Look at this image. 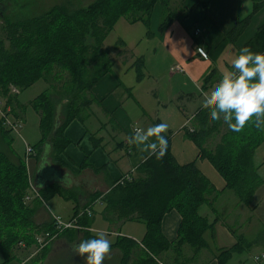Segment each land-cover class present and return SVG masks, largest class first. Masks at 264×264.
Returning <instances> with one entry per match:
<instances>
[{
	"label": "trees",
	"instance_id": "16d2710c",
	"mask_svg": "<svg viewBox=\"0 0 264 264\" xmlns=\"http://www.w3.org/2000/svg\"><path fill=\"white\" fill-rule=\"evenodd\" d=\"M183 1H180V5ZM192 1L195 6L206 11L212 0ZM158 2L160 0H99L80 11L79 17L62 16L60 24L52 15L2 24L3 41L7 47L0 40V97L4 98L5 107L12 101L18 104L17 95H9V87L17 88L21 93L44 79V74L52 68L63 70L69 78L60 92L53 94L46 90L30 102L31 109L39 116L41 131V139L33 146V151H39L46 143L50 144L53 162L61 166L59 156L68 144L63 135L65 127L74 119L81 120L88 116L94 102L91 89L112 66V61L103 52L104 40L120 19L131 25L143 24L146 36L150 37V18ZM161 4L158 26L160 32L183 13H189L188 10L179 11L180 9L169 7V1ZM263 5L264 0H253L252 14ZM74 17H78L77 20H73ZM249 17L239 21L226 35L228 41L233 43L240 36ZM244 46L254 53H264V25ZM87 66L91 68L87 69ZM136 66L138 69L142 66L141 58L137 59ZM138 74L139 80V71ZM55 78L60 77L56 75ZM210 78L211 75L205 78L206 89L211 85ZM57 118H63L58 125ZM192 119L198 127L185 135L195 145L198 157L212 165L224 180L225 189L232 191L240 204L249 207L256 189L264 183L259 179L253 163L256 150L264 145V127L258 129L249 122L240 132H233L228 128L220 136L218 144L213 149H208V140L221 119L212 120L209 107L200 108ZM5 131L9 136L8 131ZM165 136L168 144L162 158L148 156L139 149L144 160L136 168V173L111 185L106 194H94L90 198L89 207L95 200H101L104 217L109 216L123 223L134 221L145 227L141 242L122 237L117 238L115 244L110 246L120 251L121 264H127L135 251L140 253L136 256L137 264H155L159 255L170 249L180 254L184 245L190 246L195 253L207 246L204 234L212 233L214 224L219 220L216 217L209 222L199 214V209L213 201L218 192L198 171L194 162L183 166L176 163L170 151V136ZM0 159V194H5V198L0 197V240L3 242V245L0 244V264H8L9 249L13 244H22L28 250L35 244L36 236L57 234L54 221L36 224L33 216L42 202L55 195L69 197V193L55 183L48 184L36 192L42 202L35 199L37 203L32 206L24 205L22 202L27 195L29 180L23 161L16 159L14 163L3 154ZM171 210H176L182 219L178 239L174 243H168L160 233L161 220ZM84 220L82 217L79 219L82 227H85ZM68 231L58 233L55 239L63 236L70 239ZM83 234L86 239L94 238L87 232ZM54 240L39 251L41 253L32 260V264H40ZM237 241V245L220 251L217 257L222 256L224 258L221 259L225 260L231 253L241 252L244 245L239 239ZM16 264L21 263L17 261Z\"/></svg>",
	"mask_w": 264,
	"mask_h": 264
},
{
	"label": "crops",
	"instance_id": "0c3cea01",
	"mask_svg": "<svg viewBox=\"0 0 264 264\" xmlns=\"http://www.w3.org/2000/svg\"><path fill=\"white\" fill-rule=\"evenodd\" d=\"M168 1L160 0L155 4L150 18L152 35L147 37L145 33L144 40L138 42L142 46L140 52H137L138 45L133 44L132 51L126 56H120L113 52V54L106 53L112 61V66L118 63L119 67L127 70L133 60L139 58L148 69V63L153 62L155 55L160 52L162 57L157 62L161 61L159 63L163 64L168 61L167 66L162 70L155 66V72H151L156 76L165 74L170 79L179 82L171 90H166L164 94L161 91L160 97L163 94L164 100L168 101L167 104H163V100L159 101L158 97L151 95L154 88L152 81L146 82L147 78L144 76L141 79L142 82L137 83L138 85L135 87H139L137 92L144 98V102L150 107V110L147 112H141L137 108L136 110L133 108V110L131 104L127 105L128 100L131 101L130 95L132 94L127 92L125 81L123 80L121 83L116 77L106 74L91 89L94 102L88 116L82 118L83 120H72L64 129L63 135L68 144L59 156L62 162L61 166L50 162L48 156L51 154V150L45 152L44 147L41 154L34 150L35 156L30 159L29 165H25L24 144L26 142L19 133L8 132L10 148L17 155L16 159L23 161L28 179L33 185V192L55 183L69 193V197L55 195L46 202H42L36 193L35 196L26 197L27 201L25 202L28 206L37 203L35 199L42 202L33 216L36 224L53 221L54 218H59L62 222L74 220L76 228L68 229L67 232L70 239L63 236L57 241L55 240L58 243L56 247L59 249L74 251L76 244L81 240H86L83 232H87L94 238L98 233L112 236L116 234L115 238L110 240V246L115 244L117 238L122 237L132 239L137 243L142 241L145 235L144 226L142 230L137 231L138 227H141L135 226L137 222L123 223L117 222L109 216L104 217L101 200H95L89 207L90 198L94 194H106L111 185L136 173L138 165L136 156L140 147L129 143V138L133 135L135 128L146 129L163 122L167 123L168 129H173L174 127H170L172 125L169 121L171 118H186L185 110L196 108L191 113V118H193L195 113L203 107L204 95L210 93L226 70H231L232 60L238 55L239 49L264 25V5L252 14L253 0H212L206 11L195 6L192 0H184L182 5L184 10H188L189 13H183L172 21L168 28L160 32L158 26L162 11L161 3ZM248 16L250 17L240 36L233 43L228 41L226 35L239 21H243ZM144 28L146 31L145 26ZM197 49L203 50L206 59L198 55ZM175 66L180 67L182 71L172 72L171 68ZM148 72L149 70L146 71L147 75ZM151 72L149 74L153 75ZM209 75H211V80L208 79L211 85L206 89L205 78ZM143 83L144 85H142ZM141 85L142 87H140ZM142 90L148 99L151 96L155 101L151 99L147 101ZM17 103L22 105L18 99ZM152 110L153 114H151ZM24 113L25 111L22 114L24 115ZM23 115L13 119L23 123L25 122V119L22 118ZM153 116H160L164 120L159 121ZM133 118H145L146 128L139 125ZM37 119L40 130V120ZM58 119L60 122L63 118ZM187 123L188 119L184 122L178 121L177 131L169 129L168 133L165 132L163 135L170 136V151L176 163L183 166L194 162L198 171L218 192L213 201L199 209V214L209 222H212L216 217L219 220L214 224L212 233L204 234L207 244L205 248L194 253L190 246L184 245L180 254L170 249L161 253L155 264H255L253 258L264 255V217L260 214L259 217L254 216L253 200L249 207L240 204L233 192L225 189L224 180L212 165L198 157L195 145L185 135L190 121L188 125ZM15 136L20 142L16 144L23 146L21 154L18 153L15 143L12 141L16 138ZM153 139L149 138V142ZM29 146L33 148L34 145ZM255 168L259 179L264 181L259 175L260 165ZM47 171L53 173L55 177L53 179L47 177L45 175ZM81 217L85 219V227L79 224ZM181 221V216L176 210H171L163 216L160 233L168 243H174L178 239ZM238 239L244 245L241 252L231 253L225 260L221 259L224 258L222 256L217 257L220 251L232 249L237 245ZM62 240L64 242H60ZM254 250H261V253L250 255ZM139 255L140 253L135 251L134 256L127 264H137L136 256ZM114 257H116L117 263L121 264V253L115 247L110 248L105 260H112ZM261 264H264V259Z\"/></svg>",
	"mask_w": 264,
	"mask_h": 264
},
{
	"label": "rangeland",
	"instance_id": "374dc122",
	"mask_svg": "<svg viewBox=\"0 0 264 264\" xmlns=\"http://www.w3.org/2000/svg\"><path fill=\"white\" fill-rule=\"evenodd\" d=\"M99 0H0V40H4V36L2 33L1 26L3 23H8V22H20L22 20L28 19H34L42 15H52L55 21L58 22V24L61 23L62 21V16H72L73 15L76 17H79V12L86 9V7H89L90 5L97 3ZM181 0H169V7L171 8H176L180 9L179 11H182L184 9L183 5H180ZM180 5V6H179ZM73 20H77L75 18ZM77 23V21H76ZM145 28L141 23H136L135 25H129L125 20L120 19L116 25L111 29L109 34L107 35L106 39L103 42V52L108 53V54H120V56H126L129 54V52L132 51V45H138L137 52L141 51V45L138 44V42H141L144 40L145 36ZM4 45L7 47V44L5 41ZM124 43V44H123ZM130 47V49H127ZM124 48V49H123ZM125 51V52H124ZM113 52V53H112ZM162 57V54L158 52L155 55V60L153 62L148 63V69L145 67V63H142V66L137 68V59L133 60L132 64L127 67V70L125 68L119 67L117 64L114 66H111L110 71L107 73L109 76L116 77L121 83L123 80L125 81V85L128 88L127 92H129L131 101L128 100L129 102L127 105H132L131 108L135 109L136 108L139 111L147 112V110H150V107L144 102V98L140 95L137 90L139 87H135L138 84L141 83V79L145 76L147 78L146 82L152 81L153 85V90L151 92V95L153 94L155 97L159 98V101L163 100V104H167L168 101L164 100L163 94L166 90H171L173 86H175L177 83L176 80H172L169 77L165 76V74L161 76H156V74H153L152 72H155V66L158 69H163L164 67L167 66L168 61L165 63H159L157 62L158 59ZM116 58V57H115ZM149 61V60H148ZM159 63V64H157ZM152 65V68H151ZM91 67L87 66V69H90ZM140 72V79L137 82L138 79V71ZM149 70L153 75L146 73V71ZM154 70V71H153ZM58 75L60 78H55L54 77ZM105 76V75H104ZM103 76V77H104ZM149 76V77H148ZM69 81V78L67 77V74L63 70H58L57 68H52L51 71H48L46 74H44V79H40L39 81L35 82L33 85H31L28 89L22 91L21 93H18V89L14 87H9V95H17L18 101L22 104H15L13 101L10 102V104H7V107L5 109V100L4 98L0 99V115L3 114L4 112H8L9 115V120L11 122H15L20 126L18 133L21 135L23 140L29 144V145H36L40 139H41V134L40 130L37 125V116L34 111L31 109L30 102L40 94H42L44 91L48 90L49 92H60L61 88L64 84H66ZM118 81V82H119ZM128 83V86H127ZM131 83V84H129ZM145 83V82H144ZM144 83L142 85H144ZM131 85V86H129ZM142 85L140 87H142ZM64 87V86H63ZM137 88V89H136ZM161 91L163 92L162 96L160 97ZM142 93L144 91L142 90ZM145 98L147 101L154 100L150 96V99H148L146 93H144ZM137 101V102H136ZM136 103V104H135ZM24 105V106H23ZM126 105V106H127ZM25 107V108H24ZM5 109V110H4ZM133 109V110H134ZM144 109V110H142ZM196 108H191V110H185L186 112V118H171L170 121V127L169 128L171 131H177L178 130V121L179 122H184L186 119H188V123L190 121V124L185 130V134L187 132H194L195 128L198 127L197 123L193 122V119L191 118V113L194 111ZM25 111L24 115L22 114ZM136 112V111H135ZM153 114V110L152 113ZM21 115L23 119H25V122H20L17 121L13 118H19ZM19 116V117H17ZM153 118H158L159 121H163L164 118L159 117H154ZM139 125H143L145 128L146 126L144 125V121L146 120L145 118H133ZM139 119V120H137ZM220 124L217 126L216 131L213 132L212 137L209 138L208 143H207V148L208 149H213L216 144H218L220 136L224 134L226 131H228V126L227 124L223 121L222 117L220 118ZM2 125H0L1 127ZM2 128V127H1ZM0 128V155L3 154L6 156L8 159H10L12 162L15 163L17 155L11 150L10 148V141L8 134L6 133L5 129ZM167 129V130H169ZM166 130V133H168ZM6 133V134H5ZM16 137V136H15ZM14 138V137H13ZM17 138V137H16ZM14 138L12 141L16 145V149L18 153H23V146L17 145L16 143H20L19 139ZM17 140V141H16ZM24 144V146H29L27 144ZM30 147V146H29ZM263 148V149H262ZM42 148L39 150V154H41ZM263 150L264 147H259L255 152L254 156V165H260L261 169L259 171L260 178L264 180V156H263ZM36 153H34L32 156H30L27 159V162L25 165H29L30 159L35 156ZM49 160L51 163L53 162V153L49 154ZM144 160V155L141 154V152L137 153L136 156V163L139 164ZM1 161V159H0ZM1 168V167H0ZM3 172V171H1ZM47 177H55V175L49 171L45 173ZM3 176V175H2ZM58 179H60L58 176H56ZM28 187H27V195L23 198V204L25 205L27 200L26 197L29 195L35 196L36 192H33V185L31 183V180L28 179ZM0 197L5 198V194H0ZM253 205H254V216L259 217V214L264 217V184L260 185L254 194L253 197ZM98 218V216H97ZM100 218V217H99ZM135 226H141L138 227L137 231L142 230L144 227L142 224L137 223ZM136 228V227H135ZM117 232V230H115ZM105 233V232H104ZM105 238H108L109 240H112L115 238L116 234L114 236L112 235H105ZM57 241V239H55ZM54 240V241H55ZM52 243V245L49 247V252L45 258H43L40 262V264H84V259L82 256H78L76 252L72 251L69 252L68 250L64 249H59L56 246H58L57 242ZM60 242H64L63 240ZM0 244L3 245V242L0 240ZM66 247V246H65ZM57 248V249H56ZM67 248V247H66ZM10 251V257L8 264H16L20 262L21 264H32V260L38 256L41 252L37 251V246L36 242L35 244L30 247V249L26 250L24 249V245H18V244H13L12 248L9 249ZM261 250H254L251 252L250 255H257L260 254ZM4 256V255H3ZM13 257V258H12ZM52 259V260H51ZM7 260V259H6ZM16 260V261H15ZM11 262V263H10ZM0 263H2V257L0 255ZM33 264H39L33 263ZM103 264H118L116 257H114L112 260L106 261L105 259L103 260Z\"/></svg>",
	"mask_w": 264,
	"mask_h": 264
},
{
	"label": "clouds",
	"instance_id": "9594fccd",
	"mask_svg": "<svg viewBox=\"0 0 264 264\" xmlns=\"http://www.w3.org/2000/svg\"><path fill=\"white\" fill-rule=\"evenodd\" d=\"M202 106L209 107L212 120L222 117L233 132H240L249 122L258 129L264 127V53L241 47L232 60L231 70H226L210 93L204 95ZM167 129V123L163 122L146 129L137 127L129 143L160 159L168 144L162 135ZM149 138L154 139L149 142ZM50 148V144L44 145L45 152ZM110 245L111 241L98 233L95 238L81 240L74 251L83 257L84 264H103Z\"/></svg>",
	"mask_w": 264,
	"mask_h": 264
},
{
	"label": "built area",
	"instance_id": "2783aa9c",
	"mask_svg": "<svg viewBox=\"0 0 264 264\" xmlns=\"http://www.w3.org/2000/svg\"><path fill=\"white\" fill-rule=\"evenodd\" d=\"M197 53L200 57H202L203 59H206V54H204L200 49H197ZM171 71L172 72H181L182 70L180 67L175 66V67L171 68ZM3 107H5V106H3ZM5 109H6V107H5ZM0 120H1L2 126L5 128V130H7L9 133L18 134V130H19L20 126H18L17 123L11 122L9 120L8 112H4L3 114H1ZM24 153H25V163H26L27 159L33 154V149L31 147L25 145L24 146ZM53 221L55 224V228L57 230V234H55L53 236H50L49 234L36 236L35 241H36V246H37L38 252L40 250H42L49 241L54 240L56 238V236L58 235V233H60L64 230L76 228L74 220L69 221V222H62L59 218H54ZM45 239H47V242H45L46 241ZM262 259H264V255L256 256L253 258V262L255 264H261Z\"/></svg>",
	"mask_w": 264,
	"mask_h": 264
},
{
	"label": "water",
	"instance_id": "95a60500",
	"mask_svg": "<svg viewBox=\"0 0 264 264\" xmlns=\"http://www.w3.org/2000/svg\"><path fill=\"white\" fill-rule=\"evenodd\" d=\"M56 122H57V125H58V122H59V119L58 118L56 119Z\"/></svg>",
	"mask_w": 264,
	"mask_h": 264
}]
</instances>
